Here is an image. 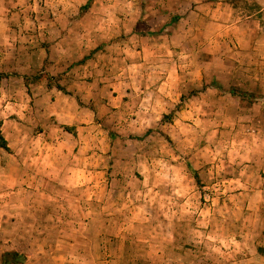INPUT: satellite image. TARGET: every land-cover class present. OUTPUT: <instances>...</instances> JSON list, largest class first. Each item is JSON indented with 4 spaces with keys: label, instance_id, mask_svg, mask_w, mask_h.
<instances>
[{
    "label": "rangeland",
    "instance_id": "374dc122",
    "mask_svg": "<svg viewBox=\"0 0 264 264\" xmlns=\"http://www.w3.org/2000/svg\"><path fill=\"white\" fill-rule=\"evenodd\" d=\"M254 5L237 0L235 18L258 12ZM153 7L149 0H20L8 12L30 16L22 28L33 31L37 25L53 39L58 29L65 35L75 31L61 39L72 47L61 55L73 54L80 73L87 65L88 82L100 83L102 91L105 79L112 84L121 73L135 81L138 52L148 59L142 53L157 42L164 45L166 32L178 51L167 56L172 62L164 77L170 82L179 84L184 74L202 71L207 63L222 64L225 57L217 53L238 54L237 67L253 76L259 70L245 54L264 41L235 30L218 36L224 27L211 22H201L191 38L182 39L166 31L179 22L161 24L162 13L148 12ZM113 25L122 31L119 39ZM248 75L215 105H202L195 93L189 102L180 94L184 103L173 104L161 87L142 90L136 84L123 101L114 96L125 86L109 88L107 98L103 94L92 104L82 100L93 112L85 125L89 131L75 136L87 145L76 150L75 176L82 180L70 188L61 184L63 196L50 200L48 221L29 231L36 244H28L24 224L11 217L8 229H0V256L18 255L16 264H24L28 254L42 255L38 264H264V82ZM30 200L37 205L44 199ZM10 237L19 241L8 242Z\"/></svg>",
    "mask_w": 264,
    "mask_h": 264
},
{
    "label": "crops",
    "instance_id": "0c3cea01",
    "mask_svg": "<svg viewBox=\"0 0 264 264\" xmlns=\"http://www.w3.org/2000/svg\"><path fill=\"white\" fill-rule=\"evenodd\" d=\"M251 1L255 4L254 6H258L257 13L260 14L254 16L253 20H259L260 16H264V13H260L261 4L258 0ZM236 4L237 0H200L202 11L198 13L196 25L201 22H211L212 25L215 24L216 26L223 25L224 29L219 31L218 36H224L229 32L233 33L234 30L242 37L249 35L246 27L251 24V21L240 19V22L244 24L241 26L236 23L239 19L234 16L237 13ZM19 6L20 0H2L0 3V45L3 44L4 38H7L10 44L13 43L14 39V49L22 50L28 54L29 61H34L37 68H47L48 72L43 77L37 76L32 87L27 91L28 107L35 109V105L39 101V114L33 124L21 132L19 137L15 134L9 135L11 129L9 132L4 131L6 121L3 116H0L1 134L8 145V150L0 148V208L5 209L0 211V214L10 216L8 219L0 216V229H8L5 224L11 220V217L16 218L15 220L19 218L27 229L28 244L30 242L34 245L37 242L36 237L30 236L29 231L35 229L38 231L40 224L48 221L50 200L58 202L59 197L63 196L61 184L70 188L72 183L75 184L78 179L82 180L75 176L76 150H85L87 145L83 141L78 143L75 136L77 132L81 134L87 132L88 127L85 125L90 124L87 117H91L93 112L91 106L87 108L80 102L83 100V102L92 104L94 98L99 99V96H103V94L107 98L109 88L113 87L118 90L119 86L122 88L125 86L126 90L122 95H113L116 101H123L126 95H130L129 87L135 86V84L140 86L142 90L143 88L150 89L153 86H158L161 87L158 90L161 94L167 93L165 96H171V92L168 91L169 79L166 77L157 79L154 76L168 71L172 60L167 56L173 53L178 54V51L174 50L170 44L172 35L166 32L164 45L157 42L150 45L145 54L142 53V55L148 56V59L142 57L141 52H138L137 62H134L135 75L138 72V77H134L135 81L128 79V75L121 73L116 81H112V84H107V79H105L106 86L102 91L100 83L91 84L88 82L87 65H84L85 68L80 67L86 70L80 73L73 66V54L69 58L61 55L72 52V47L65 45L61 39L66 35L75 34V31H69L65 35L62 30L58 29V31H54L58 39L49 37V32L44 29L40 30L37 25L33 31H25L21 23L31 20L29 19L30 16L18 12H8V7L18 9ZM152 12L155 14L151 15L155 17L161 13L158 4L154 5ZM195 12H197V5L193 3L188 12L178 10L166 19L179 22V31L174 32V35L184 36V22L189 23L192 13ZM205 13H207L206 16ZM162 15L167 16L168 14L162 13ZM38 17L36 16V19ZM31 18L33 20V16ZM42 21L46 22V19L42 17ZM261 27H264V23H261ZM196 30L198 29L196 28ZM249 37L257 38L256 34L249 35ZM181 50L184 53V45ZM7 52L15 54L13 49L5 50L0 47V54ZM53 54H59V56L54 57ZM104 66L102 63L98 64L101 69H104ZM147 70L155 71V75H148ZM89 73V76H93V70H90ZM99 87L101 92L97 91ZM34 90L36 95H34ZM154 93L158 95L155 89L152 90L153 95ZM100 107L102 106L98 105V108ZM7 121L19 123V118L13 112L7 116ZM75 127L77 128L74 131L70 130ZM62 192L69 195L67 190ZM261 192L264 193V191ZM31 198H43L44 200L35 205L31 202ZM45 200L46 202H44ZM33 214H38L39 217H34ZM9 241L14 243L19 240L10 237ZM0 258V262L3 264L4 255H1ZM18 260L20 259L18 258ZM34 260L37 261L34 264H38L44 258L42 255L28 254L25 263L29 264Z\"/></svg>",
    "mask_w": 264,
    "mask_h": 264
},
{
    "label": "clouds",
    "instance_id": "9594fccd",
    "mask_svg": "<svg viewBox=\"0 0 264 264\" xmlns=\"http://www.w3.org/2000/svg\"><path fill=\"white\" fill-rule=\"evenodd\" d=\"M152 5H159V12L167 13V16L161 17V24L165 22L171 15L175 14L178 10L182 12H188L191 5L195 3L197 5V12L192 13L190 22L186 23L185 27L187 32L184 33L182 39H189L192 37L194 31H196V18L198 13L202 11L200 8V0H149ZM261 4L260 13H264V0H258ZM2 3V0H0ZM149 14H155L151 8L148 9ZM207 13H205V16ZM260 14L253 11L251 14L243 15V19L251 21V24L247 27L249 35L256 34L257 38L264 41V27H261V23H264V16H260L259 20H253L254 16ZM236 23H240V19H237ZM234 26V25H233ZM179 31L176 25H169L166 31ZM96 31L102 32L103 29H96ZM113 36L119 39V31L115 25L112 28ZM15 40L13 43H9L7 38L3 39V44L0 47L7 49H13V52H7L6 54H0V116H3L6 123L4 131L9 132V135L15 134L19 137L29 125H32L39 114L40 104L37 101L35 109L28 107L27 91L32 87L33 82L37 76H45L48 72L47 68H37L34 61H29L26 53L22 50L14 49ZM191 55V54H189ZM238 55L233 53L232 57L226 56L225 53H217V57L224 56V62L222 64L207 63V66L202 71H196L192 73L184 74L179 84L175 81L170 82L168 91L171 92L169 99L173 104H183L189 102L193 93L196 94V98L200 99L202 105L206 104H218L223 101L224 95L234 86H239L242 83V77L245 72H249L247 78L260 79L264 82V45L257 49L251 50L245 54L249 64H257L259 70L255 71V75L251 74L249 69L243 67H237L234 62V57ZM203 59V54L201 53ZM188 60L187 57L184 58ZM189 64H192L191 60H188ZM195 66V65H193ZM164 73H160L157 79H162ZM227 82L225 85L224 82ZM163 93L162 95H166ZM184 94L185 101H178V96ZM34 95H36L34 90ZM15 113L19 118V123L8 122L7 116Z\"/></svg>",
    "mask_w": 264,
    "mask_h": 264
},
{
    "label": "trees",
    "instance_id": "16d2710c",
    "mask_svg": "<svg viewBox=\"0 0 264 264\" xmlns=\"http://www.w3.org/2000/svg\"><path fill=\"white\" fill-rule=\"evenodd\" d=\"M0 127H1V124H0ZM0 148L8 150V145H7V142L5 141V139L3 138L2 134H1V129H0ZM18 257H19L18 255H14V256H11L8 258L5 256L4 263L5 264H9V263L16 264L18 261Z\"/></svg>",
    "mask_w": 264,
    "mask_h": 264
}]
</instances>
